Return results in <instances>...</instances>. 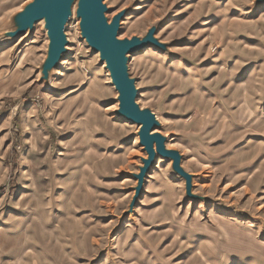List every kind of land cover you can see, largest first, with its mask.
Masks as SVG:
<instances>
[{
    "label": "rangeland",
    "instance_id": "1",
    "mask_svg": "<svg viewBox=\"0 0 264 264\" xmlns=\"http://www.w3.org/2000/svg\"><path fill=\"white\" fill-rule=\"evenodd\" d=\"M33 1L0 0V264H264V0H101L143 42L134 102L187 174L156 154L141 183L80 0L56 59L44 20L15 33Z\"/></svg>",
    "mask_w": 264,
    "mask_h": 264
},
{
    "label": "water",
    "instance_id": "2",
    "mask_svg": "<svg viewBox=\"0 0 264 264\" xmlns=\"http://www.w3.org/2000/svg\"><path fill=\"white\" fill-rule=\"evenodd\" d=\"M72 0H35L29 7H25L24 21L19 30L15 33L24 32L30 28L31 24L37 20L44 21L49 38H52L53 58L57 55L55 50L58 48V36L66 19L70 15V3ZM79 18L83 35L88 41V45L99 53L100 60L104 62L105 68L109 70L110 78L113 85L119 92V101L121 114H125L126 118L138 125V135L140 144L143 146L148 158L143 161L140 168V183L143 173L147 170L156 154L161 156H171L174 158V168L182 176H187L186 172H182L178 167V155L175 152L164 149L165 138L157 133L151 132L157 125L154 114L147 111H141L134 102V84L127 76L124 54L134 52L142 48L143 42L117 41L115 31L117 22L105 27L102 21L101 0H80L79 1ZM44 20V19H43ZM11 34V32H9ZM8 34V33H7ZM14 35V31L12 32ZM105 60V61H104ZM55 61V60H54ZM191 182L187 181V187L190 188Z\"/></svg>",
    "mask_w": 264,
    "mask_h": 264
},
{
    "label": "bare ground",
    "instance_id": "3",
    "mask_svg": "<svg viewBox=\"0 0 264 264\" xmlns=\"http://www.w3.org/2000/svg\"><path fill=\"white\" fill-rule=\"evenodd\" d=\"M46 16H47V15H44V18H43L44 21H46V20H45ZM43 19H42V20H43ZM46 23H47V21H46ZM46 29H47V28H46ZM86 42H87V44H88V41H86ZM137 50H138V49H137ZM104 61H105V60H104ZM105 64H106V63H105ZM107 71H108L107 73H109V70H108V69H107Z\"/></svg>",
    "mask_w": 264,
    "mask_h": 264
}]
</instances>
